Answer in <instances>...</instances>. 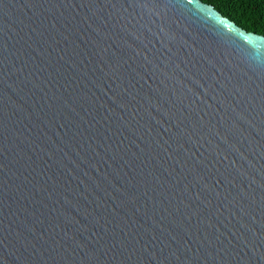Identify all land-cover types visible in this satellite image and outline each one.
Masks as SVG:
<instances>
[{
  "label": "water",
  "instance_id": "water-1",
  "mask_svg": "<svg viewBox=\"0 0 264 264\" xmlns=\"http://www.w3.org/2000/svg\"><path fill=\"white\" fill-rule=\"evenodd\" d=\"M0 264H264V36L200 0H0Z\"/></svg>",
  "mask_w": 264,
  "mask_h": 264
},
{
  "label": "trees",
  "instance_id": "trees-1",
  "mask_svg": "<svg viewBox=\"0 0 264 264\" xmlns=\"http://www.w3.org/2000/svg\"><path fill=\"white\" fill-rule=\"evenodd\" d=\"M243 30L264 36V0H200Z\"/></svg>",
  "mask_w": 264,
  "mask_h": 264
}]
</instances>
